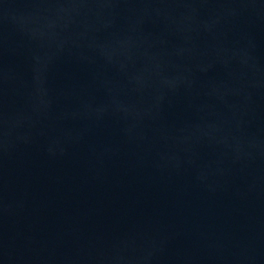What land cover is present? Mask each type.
Wrapping results in <instances>:
<instances>
[{
    "label": "water",
    "instance_id": "1",
    "mask_svg": "<svg viewBox=\"0 0 264 264\" xmlns=\"http://www.w3.org/2000/svg\"><path fill=\"white\" fill-rule=\"evenodd\" d=\"M0 264H264V0H0Z\"/></svg>",
    "mask_w": 264,
    "mask_h": 264
}]
</instances>
